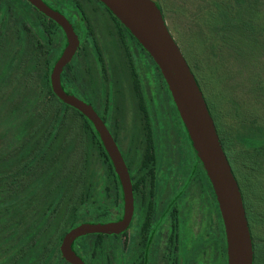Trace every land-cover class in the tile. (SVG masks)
Wrapping results in <instances>:
<instances>
[{
	"label": "trees",
	"instance_id": "16d2710c",
	"mask_svg": "<svg viewBox=\"0 0 264 264\" xmlns=\"http://www.w3.org/2000/svg\"><path fill=\"white\" fill-rule=\"evenodd\" d=\"M154 1L167 23L164 7L159 0ZM181 1L182 9L187 7L189 10L193 35L200 48L205 50L208 64L212 63L213 80L217 86L222 84L232 99L231 111L238 124L235 133L227 135L219 116L215 118L214 115L213 119L237 181V174L239 178L241 173L244 175L242 183H238L252 233L256 264L258 249H264V245L256 244L258 237L253 232L255 225L264 226V94L253 98L251 94L247 97L246 92L251 85L264 83V0ZM34 11L26 0H0V26L5 27L7 20H15L14 30L19 44L17 54L0 69V86L14 71L18 75L23 72L32 74L37 70L33 64L19 63L27 56L23 42L30 34V28L37 38L32 47L36 48L38 54L41 53L39 49H44L39 40L48 39L41 19L34 15ZM168 28L172 31L169 25ZM2 39L5 43V35ZM52 67L45 65L42 77V85L48 89L50 104L54 109L50 116L46 114L41 118V123L48 122L43 138L28 141L13 155L0 156V234L13 237L9 247L0 254V264H69L60 252L64 236L83 223L105 222V174L108 171L114 173V170L91 123L54 95L50 83ZM246 68L253 71L248 78L244 76ZM191 69L201 86L202 80L193 63ZM70 115L81 120L79 124L78 120L74 122L70 129L72 132L80 128L78 144L71 143L69 131L60 146H54L53 142L67 126ZM29 122L32 124V121ZM30 123L23 124L18 132L19 137L28 132ZM67 144V152H72L59 158V153ZM76 151H80V154H76ZM94 156L100 168L93 164ZM41 164L44 167H39ZM34 170L36 174L43 172L44 177L38 186L23 193V189L30 188L27 183L33 177ZM250 191L253 192L251 199L248 195ZM34 214L39 217L29 225V219ZM20 216L24 224L17 221ZM220 222L217 264H227L221 215ZM175 244L173 264H189L188 243L184 242L178 247ZM118 249L116 239L105 235H89L74 244V250L86 264H110L111 261L118 264Z\"/></svg>",
	"mask_w": 264,
	"mask_h": 264
},
{
	"label": "flooded vegetation",
	"instance_id": "af4514ba",
	"mask_svg": "<svg viewBox=\"0 0 264 264\" xmlns=\"http://www.w3.org/2000/svg\"><path fill=\"white\" fill-rule=\"evenodd\" d=\"M42 1L67 18L79 39L62 73L64 90L98 113L130 174L131 223L119 235H105L119 244L118 264H173L174 243L178 247L186 240L182 202L193 183L199 185L217 226L213 234L219 244L221 214L213 187L154 59L100 0ZM33 8L48 38L39 40L46 52L45 64L53 65V70L68 42L55 21ZM103 198L104 223L122 220L125 197L115 170L105 174Z\"/></svg>",
	"mask_w": 264,
	"mask_h": 264
},
{
	"label": "water",
	"instance_id": "95a60500",
	"mask_svg": "<svg viewBox=\"0 0 264 264\" xmlns=\"http://www.w3.org/2000/svg\"><path fill=\"white\" fill-rule=\"evenodd\" d=\"M27 1L59 25L68 42L51 73L50 83L54 95L94 125L123 186L125 215L122 220L108 224L83 223L62 239L60 252L64 260L69 264H86L74 250V244L89 235H119L124 232L134 214L133 186L124 158L106 124L91 105L68 94L62 86V73L79 46L72 25L65 16L42 0ZM100 1L150 54L164 76L197 158L213 187L225 230L227 264H254V243L240 185L201 86L172 36L160 7L154 0Z\"/></svg>",
	"mask_w": 264,
	"mask_h": 264
},
{
	"label": "rangeland",
	"instance_id": "374dc122",
	"mask_svg": "<svg viewBox=\"0 0 264 264\" xmlns=\"http://www.w3.org/2000/svg\"><path fill=\"white\" fill-rule=\"evenodd\" d=\"M159 2L165 9L167 24L172 30L170 31L172 36H176L174 39L179 41L176 40L188 64L192 67L193 63L202 80L201 89L209 107L211 108L212 117L214 118V115L215 118L216 116H219L224 132L229 136L231 132L234 134L238 124H236V116H234V112L231 111L232 99L227 91L222 88V84L217 86L213 80L212 63L210 62L208 64L205 50L200 48L197 39L193 35L194 30L192 22L188 18V8L186 7L185 9H182L183 4L181 0H159ZM183 2L186 3L185 1ZM34 15L40 18L35 12ZM1 22L2 20H0V24ZM15 22L16 21L12 19L7 20L5 27L2 28L0 26V69L5 63H8V61H10L19 50L18 39L14 30ZM3 35H5V43L4 39H2ZM35 36L36 35L30 28V34H28V37H26L23 42L27 56H24L22 60H19V63H24L25 65L33 64L37 66V70L32 74L23 72L18 75H16L17 72L14 71L0 86L1 157L13 155L17 149L26 145L28 141L34 142L35 140L42 139L45 130L47 129L48 122L41 123V118L46 114H49L50 116L54 111V109H52V104H50L51 95L48 89H45L42 85V77L46 65L45 50L39 49L41 53L38 54L36 48L33 49L32 45L35 44L37 40ZM34 47H36V45H34ZM251 71L252 70L246 68L244 76L248 78L253 73V71ZM262 92H264V83H255L251 85L250 89L247 88L246 96L251 94L253 98L257 96L261 97L264 94ZM244 94L243 96L246 97ZM77 120L79 121L78 124L81 123V120L77 119L74 115H70L67 118V126L61 130L60 135H58L57 139L53 142L54 146H60L66 134L69 131L71 132V126L74 122H77ZM29 121H32V124ZM27 122L28 124L30 123L28 132L24 136L19 137L18 132L20 131V128ZM259 122H261V120H259ZM33 129H35V132ZM80 135V128L77 127V129L71 132V143L74 145L75 143L78 144ZM68 145L69 144H67L59 153V158L72 152H67ZM172 151L173 155L176 156L175 144ZM78 153L80 154V151H76V154ZM59 158L56 161H58ZM93 164L99 166V168L101 166L95 156L93 157ZM39 167H44V164H41ZM46 170H48V168ZM42 174L43 172L41 171L36 174V171L34 170L33 177L30 178L27 183L30 188L23 189V193L34 188V186H38L40 180L44 177ZM237 178L238 181L242 183L244 175L241 173L239 178L237 174ZM248 195L251 199L253 192L250 191ZM182 209L187 216L185 242L188 243L190 249L189 264H217L219 258V244L216 242V239H214L213 234L217 231V226L213 223L211 213L209 214L208 209L205 208V203L201 198L198 184L193 183L188 188L182 202ZM38 217L37 214L30 217L29 225L35 223ZM17 221L20 224H24L21 216L18 217ZM1 231L2 229H0V232ZM253 232L255 237H258L256 244L264 245V226L261 224L255 225ZM12 240V236H9L8 234H0V254L6 250L5 248L9 247ZM257 256L260 260L258 261L257 258L256 264H264L263 247H260V250L258 249ZM110 264H113V262L111 261Z\"/></svg>",
	"mask_w": 264,
	"mask_h": 264
}]
</instances>
